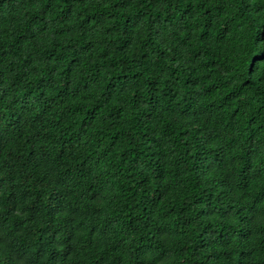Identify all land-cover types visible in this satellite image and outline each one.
Wrapping results in <instances>:
<instances>
[{"label": "trees", "instance_id": "obj_1", "mask_svg": "<svg viewBox=\"0 0 264 264\" xmlns=\"http://www.w3.org/2000/svg\"><path fill=\"white\" fill-rule=\"evenodd\" d=\"M0 264H264V0H0Z\"/></svg>", "mask_w": 264, "mask_h": 264}]
</instances>
